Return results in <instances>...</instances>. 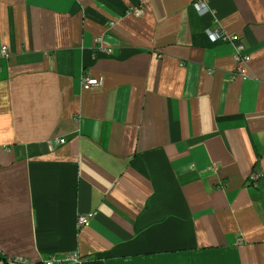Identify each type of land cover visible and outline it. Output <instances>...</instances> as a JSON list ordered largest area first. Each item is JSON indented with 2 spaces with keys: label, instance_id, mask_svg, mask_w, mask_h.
Returning <instances> with one entry per match:
<instances>
[{
  "label": "crops",
  "instance_id": "obj_1",
  "mask_svg": "<svg viewBox=\"0 0 264 264\" xmlns=\"http://www.w3.org/2000/svg\"><path fill=\"white\" fill-rule=\"evenodd\" d=\"M191 3L0 0V264H264V0Z\"/></svg>",
  "mask_w": 264,
  "mask_h": 264
},
{
  "label": "built area",
  "instance_id": "obj_2",
  "mask_svg": "<svg viewBox=\"0 0 264 264\" xmlns=\"http://www.w3.org/2000/svg\"><path fill=\"white\" fill-rule=\"evenodd\" d=\"M207 0H192L191 6L195 10V12L199 16H205L207 15L210 10L207 5ZM128 12L132 15L138 16L141 15L143 12V9L141 7L136 6H130L128 8ZM207 35L211 38H220L222 41L230 42L235 47V71L234 75L239 77H245L246 76V69H245V63L247 62V57H236L237 53L240 51H244V46L238 42V36L236 35H226L221 32L219 33H213L209 30L206 31ZM0 56L7 57V49L6 47H1L0 49ZM83 88L84 89H91L93 87L98 86L99 81L98 78L92 77V78H84L82 80ZM253 179H257L258 175L253 174ZM88 217L86 216H79L77 219V225L80 227L87 225L88 223ZM85 260L84 257H82L78 252H68L64 254H54L49 256L45 261L44 264H82ZM14 262L26 264L27 262L22 259H15Z\"/></svg>",
  "mask_w": 264,
  "mask_h": 264
},
{
  "label": "trees",
  "instance_id": "obj_3",
  "mask_svg": "<svg viewBox=\"0 0 264 264\" xmlns=\"http://www.w3.org/2000/svg\"><path fill=\"white\" fill-rule=\"evenodd\" d=\"M3 264H21V263H17V262H14V261H3ZM28 264V263H26ZM38 264H42V263H38Z\"/></svg>",
  "mask_w": 264,
  "mask_h": 264
},
{
  "label": "rangeland",
  "instance_id": "obj_4",
  "mask_svg": "<svg viewBox=\"0 0 264 264\" xmlns=\"http://www.w3.org/2000/svg\"><path fill=\"white\" fill-rule=\"evenodd\" d=\"M7 49V48H6ZM78 226V225H77ZM42 264H44V262H41Z\"/></svg>",
  "mask_w": 264,
  "mask_h": 264
}]
</instances>
